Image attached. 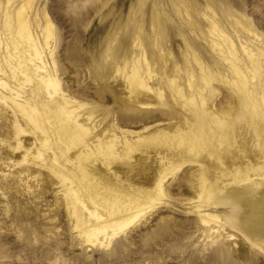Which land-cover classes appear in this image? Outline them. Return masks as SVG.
<instances>
[{"label": "rangeland", "instance_id": "1", "mask_svg": "<svg viewBox=\"0 0 264 264\" xmlns=\"http://www.w3.org/2000/svg\"><path fill=\"white\" fill-rule=\"evenodd\" d=\"M21 1L9 7L8 0H0V62L5 72L1 77L37 109L52 152L66 172L55 144L63 119L56 115L32 68L28 66L33 81L26 82L18 59L9 57L6 50V43L12 42L23 59L28 54L27 45L17 36L16 8ZM28 1L32 2L30 25L41 42L45 67L57 71L65 92L95 112L102 127L117 124L133 132L152 127L149 132L154 133L185 120L190 128L187 138L196 144L204 142L227 167L207 155L196 158L183 146L163 149L174 165L193 163L183 165L168 180L169 197L159 198L160 204L150 214L110 246H88L66 210L56 206V193L62 189L59 180L47 169L23 164L24 152L15 150V118L0 101V264H264V252L251 241L264 229V216L249 215L236 201L238 193H248L260 198L258 207L264 209V0ZM46 14L54 26L51 49L42 36ZM212 23L218 34L235 42L243 63L232 56L225 60L220 49L211 47ZM245 44L260 57L256 80L244 67L248 62L242 50ZM138 59L142 69L150 65L151 75L141 77L152 91L133 86L127 79ZM230 59L246 82V93ZM169 81H176L193 100L178 95ZM157 92H162L163 99ZM199 92L206 98L205 106ZM235 96L240 104L223 120V110ZM213 112L223 120L220 129L211 122ZM138 118L142 120L132 121ZM19 123L28 128L22 119ZM203 130L209 133L207 137L202 136ZM219 132L223 139L214 138L213 133ZM19 138L26 147L35 146L29 128ZM129 140L138 145L133 137ZM139 151V162L114 166L120 179L101 167L93 187L88 185L90 190L104 186L131 197H155L161 158L145 144ZM196 163L204 166L207 193L213 194L208 205L199 200V190L190 182ZM249 163L255 170L249 169ZM237 169L250 175L251 181L232 183ZM224 178L229 179L226 185L221 184ZM203 213H217L229 223L221 237L211 236L200 220Z\"/></svg>", "mask_w": 264, "mask_h": 264}, {"label": "bare ground", "instance_id": "2", "mask_svg": "<svg viewBox=\"0 0 264 264\" xmlns=\"http://www.w3.org/2000/svg\"><path fill=\"white\" fill-rule=\"evenodd\" d=\"M16 1L8 0L9 7L16 5ZM31 3L28 0L21 1L16 8L17 36L28 47L26 58L23 59L22 55L18 53V46L12 42L6 43V50L9 57L18 59L20 73L26 82L33 81L28 66L32 68L33 73L51 99L56 109V115L63 119L64 125L55 133V144L63 158L66 172L62 171L58 156L54 151L52 152V143L39 119L37 109L27 103L24 100V96L13 89L1 77L5 75V72L0 62V101L10 108L15 118L14 127L17 137L15 150L24 152L23 164L31 162L30 165L40 169H47L59 180L62 189L56 193V206H62L66 210L69 218L73 220L74 230L82 241L88 246L108 247L118 235L125 234L128 228L143 220L147 214H150L160 204L158 202L159 198L169 197L166 191L168 180L175 176L183 165L193 164L185 161L181 165H174L170 162L168 156L163 153V149L171 148L174 145L183 146L190 154H194L196 158L207 155L210 159L216 160L222 167L226 168L227 165L222 157L210 153L204 142L196 144L192 142V139L187 138L189 133L187 130L190 131V128L185 120L176 126H171L168 130H158L154 133L149 132L152 127H146L143 131L138 132L120 128L117 124L108 128L102 127V122L97 120L95 112L87 111L86 104L81 103L65 92L57 71L51 72L45 67L41 42L34 36L29 21L28 10L31 8ZM44 19L45 27L42 29V36L46 47L51 49L50 43L54 26L49 15L46 14ZM216 31L217 28L212 23L209 30L211 47L214 50L220 49V55L225 60H228L227 57L232 56L240 63H243V60L239 58L235 42L224 34H218ZM245 31L250 32L248 29H245ZM221 41L223 42L222 46L219 43ZM242 50L248 60L247 63H244L245 70L251 74L253 80H256V67H261L260 57L253 53L247 44L242 45ZM140 63L141 59L134 62L132 74L128 75L127 79L133 86L137 85L142 89L152 91L147 82L141 77L143 74L151 75L150 65L147 64L146 69H142L139 66ZM53 64L56 68L54 61ZM230 64L239 75V68L232 61ZM239 77L241 90L246 93V82L242 80L240 75ZM169 83L174 87L178 95L193 100L192 96L190 98L186 97L176 81H169ZM157 93L163 99L162 92ZM199 94L201 95V105L205 106L206 98L203 92H199ZM238 104H240L239 97L235 96L232 103L223 110V120L228 119L235 113ZM211 114L212 124L220 129L223 125L222 118L220 119L214 112ZM254 114L259 117L258 109L254 110ZM19 119L25 122L30 132L35 136V146L33 148L26 147L19 138L21 134L28 132V128L25 129L20 126ZM141 120V118L132 119L134 122ZM208 134L206 130L202 131V136L207 137ZM213 136L218 139L225 137L222 132L213 133ZM130 137L136 139L137 146L130 142ZM141 144H145L147 148H153V151L161 158L162 169L154 187L155 197L152 195L131 197L121 191L104 186L95 192L90 190L88 185L93 187V182L97 180L95 174L101 170V167L115 174L120 179L121 175L115 171V165L122 167L126 165L127 161L139 162V147ZM221 146L223 147L225 144L222 143ZM196 166L197 170L192 173L190 182L199 190V200L204 199V203L208 205L212 201L213 194L211 192L207 193L209 182L204 176V166L200 163H196ZM249 169L255 170V166L249 163ZM258 169L260 170L262 167H258ZM27 177L29 178L30 175H27ZM33 178L36 179L37 177ZM76 178L78 179L76 180ZM78 180L87 186L80 185ZM231 180L232 183L245 185L251 181V177L250 175L244 176L241 170L237 169ZM38 182L40 183V181ZM227 183H229L227 178H224L221 182L223 185ZM52 185L55 184L52 183ZM59 193H61V197ZM238 194L240 198L236 201L242 204L244 210L246 207L249 215L264 216V209L258 207V203L261 201L260 198L248 195V193H245L246 195L243 193ZM200 220L205 227L209 228L211 236L217 235L221 237L229 225L217 213H203L200 216ZM243 231L245 233V230ZM229 237H233V235ZM251 241L252 245L264 252V229L260 232V235H253ZM243 258H245V255Z\"/></svg>", "mask_w": 264, "mask_h": 264}]
</instances>
